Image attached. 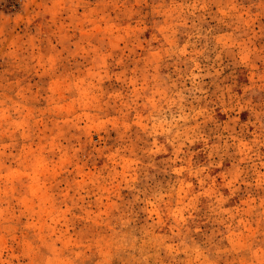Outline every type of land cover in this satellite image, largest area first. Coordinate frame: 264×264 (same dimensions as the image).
Instances as JSON below:
<instances>
[{
  "label": "rangeland",
  "instance_id": "1",
  "mask_svg": "<svg viewBox=\"0 0 264 264\" xmlns=\"http://www.w3.org/2000/svg\"><path fill=\"white\" fill-rule=\"evenodd\" d=\"M0 264H264V0H0Z\"/></svg>",
  "mask_w": 264,
  "mask_h": 264
}]
</instances>
